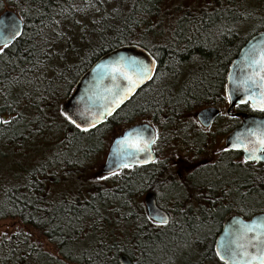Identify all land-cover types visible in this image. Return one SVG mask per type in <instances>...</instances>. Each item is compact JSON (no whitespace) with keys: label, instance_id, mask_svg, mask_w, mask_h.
<instances>
[{"label":"trees","instance_id":"16d2710c","mask_svg":"<svg viewBox=\"0 0 264 264\" xmlns=\"http://www.w3.org/2000/svg\"><path fill=\"white\" fill-rule=\"evenodd\" d=\"M12 1L19 5L23 28L0 52V148L8 144L32 151L41 136L59 137L51 143L44 139L43 149L51 147L48 156L26 167L16 181L0 180V219L19 222L15 232L0 236V264H121L119 255L123 253L137 255L134 264H173L178 258L190 261L188 257L199 251L200 259L191 264L218 260L214 239L228 209L192 212L178 208L185 187L167 178L166 158L149 166L123 167L105 176L111 179L106 186H98L95 179L84 183L78 174L87 164L92 178L95 158L106 147L104 135L115 125L112 121L131 122L137 116H149L167 133L172 129L183 132L185 112L218 91L222 60L245 38L232 40V35L218 30L226 25L228 16L218 17L217 12L227 9L215 7L211 10L216 13L194 18L186 10L167 41L160 44L147 42L145 37L156 30L149 19L158 16L159 3L164 0L0 3ZM247 2L238 3L240 21L253 16V10L244 9ZM193 8L188 11L201 10ZM257 21V27H264V17ZM125 44L139 45L155 58L153 78L108 122L87 131L76 127L65 117L63 103L80 75L99 56ZM189 62H195L194 69L178 84L180 68ZM161 138L171 150L173 136ZM214 177L197 180V184L213 180L212 188H217ZM60 178H71L76 187L71 191L69 184L63 189L54 187ZM156 184L166 199H176L174 216L166 225L148 221L139 206L142 191ZM262 191L239 193V201L253 207L243 213L259 211ZM228 196L232 198L230 193ZM104 223L112 225L102 228ZM86 234L90 239L81 246L80 237ZM191 243L190 252L175 249L177 244Z\"/></svg>","mask_w":264,"mask_h":264},{"label":"flooded vegetation","instance_id":"af4514ba","mask_svg":"<svg viewBox=\"0 0 264 264\" xmlns=\"http://www.w3.org/2000/svg\"><path fill=\"white\" fill-rule=\"evenodd\" d=\"M195 1L201 3V10L194 13L187 11L186 14L192 15L194 18L199 17L200 15L206 16L216 13L211 10L215 7L226 8V12H217L218 17L225 15L228 16L227 20L224 21V24L226 25L220 27L218 30L232 35V40L240 37L238 28L240 23V17L238 16V3L240 0ZM183 16L185 15L182 14L179 18H182ZM179 18L176 20L172 31L175 30V25L177 24ZM262 32H264V27H256L249 31L243 42L237 46L235 51H232L227 58L222 60L221 64L223 65V70L221 76V87L213 94L212 98L210 97V99L205 101L203 104L185 112L183 116L185 125L183 132L172 129L169 131L170 133H167L164 129H162V127L155 124L149 116H137L131 122L128 120L120 123L112 121V124H115L114 126L120 127V131L116 135L136 123L147 122L154 128L156 139L152 147L157 157L153 162L147 165L137 166H149L152 163L160 162V152L166 149V151L170 150L167 141L161 137H164L167 134L169 136H173L171 142L172 144L170 143V145L172 146V151L175 152L174 154L176 157L172 158L169 156L166 158L164 163L168 171L167 178H172V181H175L177 184H183L185 187L182 197L177 200L181 201L179 202L181 204L178 208L192 212L218 210L221 208L228 209V211L223 214L220 228L218 229L214 239V245L223 223L229 216L240 215L243 219H250L256 213H264V200L261 201L263 205L260 207L259 211L246 214L243 213V211L253 210L252 204L240 202L238 197L239 193L242 195H249L253 191L263 190L262 192H264V159L246 160L245 158L248 154L244 152L243 149H233L226 145V138L232 132L242 127L244 117L252 119L253 123L250 124V127L254 126V122H264V111H260L258 109L254 110L250 102L233 103L231 105L226 90L227 74L232 60L247 40ZM207 107L215 108L217 110V114L207 123V125H205L199 120L197 113L201 109ZM117 110L102 123L108 122ZM115 136L111 138L107 149ZM257 154L259 155V153ZM214 175H216V178L218 179L217 183L219 186H217V188H212L213 180H211V182H206L205 184H197V180L204 181L209 176L213 178ZM156 176H158V174H156ZM157 184H159V180H157ZM157 184L155 185V188H149V190L142 191L139 206L143 208L148 221L155 225H166L171 222V219L174 216V201L176 199H166L163 193H161L158 189ZM147 193H152L155 197L157 205L168 212L170 217L168 223H159L148 217L144 202L145 195ZM229 193L232 195L231 199L230 196H228ZM237 210L241 211L243 214L235 212ZM197 215V213H194V218H196ZM214 252L216 254L215 246ZM128 257L130 258L132 264H134V258L130 256ZM217 259L219 261L218 264H224L218 256Z\"/></svg>","mask_w":264,"mask_h":264},{"label":"water","instance_id":"95a60500","mask_svg":"<svg viewBox=\"0 0 264 264\" xmlns=\"http://www.w3.org/2000/svg\"><path fill=\"white\" fill-rule=\"evenodd\" d=\"M11 21L18 23V30L21 33L23 21L18 13L8 8L0 12V22L8 23ZM261 40H264V32L256 34L247 40L232 60L226 80L228 97L232 94L233 87V82L229 79V76L231 75L233 77L242 78L246 72L250 71V69H247L241 61L249 45L252 43H258ZM1 47H3V42H0V48ZM121 57H136L144 60L145 63H151L154 60L155 64L153 65V71L150 74L153 78L156 69V60L141 46L136 44H125L105 52L80 75L72 91L63 103V112L68 113L76 120V123L80 125L78 128H91L89 127V123H93L95 126L101 124L110 116L107 112H104L105 107L112 115L141 87L152 79H146L143 83H138L133 91L123 93V89L128 86V81L122 76H118L117 79L114 80L110 71H105L103 68L97 67L98 65H104L116 61ZM116 86H119L120 93L123 94H118V96L114 98L112 91H115ZM244 98L243 93L231 95L230 103L231 105L233 103H240V100ZM248 102L251 103V101ZM216 111L215 108L207 107L201 109L197 113V117L203 124L207 125V123L217 114ZM90 112L93 114L104 112V115L97 121L94 115L89 114ZM205 117H209V119L205 120ZM251 123H253L251 118L244 117L242 127L232 132L226 138V145L231 147V141L236 133H243L246 128L250 127ZM137 128L146 129V136L155 135L154 128L147 122L136 123L127 127L112 139L107 149L105 159L97 170V175H108L110 172L114 173L125 166L147 165L156 159L157 156L153 150V144L150 145V155L136 153L135 156L129 155L127 159L122 161L119 156L114 154L116 141L126 132ZM245 135L247 134L245 133ZM144 202L148 217H154L150 219L159 222V219L162 217L166 219V223L169 222L170 217L168 212L157 205L152 193H147L145 195ZM261 220H264V213H256L250 219H243L240 215H232L225 220L216 237L214 245L216 254L220 251L221 254L225 256L224 259H221V256L217 255L224 264H260V261L256 259V257L260 256L261 251H264V243L261 242V234L264 233V228L259 226ZM119 261L121 264H132L130 258L124 253L119 255Z\"/></svg>","mask_w":264,"mask_h":264},{"label":"snow or ice","instance_id":"6c2138e0","mask_svg":"<svg viewBox=\"0 0 264 264\" xmlns=\"http://www.w3.org/2000/svg\"><path fill=\"white\" fill-rule=\"evenodd\" d=\"M18 23L11 21L8 23L0 22V42H3V48H0V52L4 48L8 47L11 41L20 35L18 30ZM241 63L250 71L246 72L242 78L229 76V79L233 82L232 94L243 93L244 99L240 100V103L251 101L254 110L258 109L264 111V40L258 43H252L245 51ZM155 61L151 63H145L136 57H121L116 61L110 62L104 65H98V68H103L105 71H110L112 78L115 80L118 76H122L128 81V86L123 89V93L133 91L138 83H143L146 79H151V73L153 71V65ZM111 91V90H110ZM120 93L119 86L115 87V91H112L113 97H117ZM231 95L229 100L231 101ZM122 102V101H121ZM104 112L111 115V112L105 107ZM104 112H98L94 115L97 121L103 117ZM65 117L77 127H80L76 123V120L72 118L68 113H64ZM209 117H205L208 120ZM5 123H7L5 121ZM95 124L89 123V127H94ZM85 131L88 129L85 128ZM146 129H132L126 132L122 137L116 141V148L114 154L119 156L123 161L127 159L129 155L135 156L136 153H145L150 155V145L155 143V135L146 136ZM245 133L247 135H245ZM231 147L233 149H243L248 155L246 160L264 159V122L256 123L254 126L248 127L243 133H236L235 137L231 141ZM227 150V149H226ZM259 153V155L257 154ZM113 175L114 173H109ZM106 179V177H102ZM150 218H154L151 217ZM160 223H166V219L160 218ZM259 226L264 228V220H261ZM252 230V229H249ZM261 242L264 243V233L261 234ZM217 255L224 259L225 256L220 251ZM260 261V264H264V251H261L260 256L256 257Z\"/></svg>","mask_w":264,"mask_h":264},{"label":"rangeland","instance_id":"374dc122","mask_svg":"<svg viewBox=\"0 0 264 264\" xmlns=\"http://www.w3.org/2000/svg\"><path fill=\"white\" fill-rule=\"evenodd\" d=\"M248 2L246 4H243L244 9L246 11L253 10L254 13H253V16L250 17L249 19H243L242 21H240L238 28H239L240 36L242 37L246 36L249 31L257 27L256 25H258L259 23V21H257L258 18L264 17V0H252ZM0 4H1L0 12L8 8V9H12L16 11L19 14V5L17 2L12 1L9 3H0ZM200 5L201 3L196 2L195 0H165L163 3L160 2L159 3L160 13L158 14L157 17L155 18L152 17L149 19L150 24L153 27H155L156 30L153 32L152 36L147 34L145 39L147 40V42H150V43L152 42L160 43V44L165 43L167 41L168 34H170V32L173 30V26L176 20L182 14L184 15V12L186 10L188 11V9L190 8L189 6H195L196 9L193 8V10L197 11L201 9ZM193 69H194V63L192 62H189L183 65L180 68V76L177 79V81H179L178 84L180 83V81L186 79L189 72L192 71ZM48 74H50V71H48ZM119 131H120V127L114 126L105 133L104 143L106 144V147H104V151L101 152V154L95 158V161L92 167V175H93L92 178H90L91 170L87 164H85L84 167L80 168L79 170L80 173L78 174V176L82 177L81 179L84 183L94 182V179H95V182L96 180H98L97 181V183L99 184L98 186L100 185L106 186L111 181V179L108 177H106V179H102V177H105V176L97 175V170L99 166L101 165V163L104 161V156L106 154L108 143L110 142L111 138L115 136ZM57 137H59V134H56V135L53 134L51 136L47 134V135L41 136L37 140V142L34 143L35 148H32L33 149L32 151L31 149H27V148L26 150L21 151L17 149L16 147L10 146L8 144H5V145L1 144V148H0V180L1 182L8 183V182L16 181V178L21 177V173L25 171L26 167L28 168L33 165H36L42 159L46 158L51 150V147H47L46 150H44L43 149L44 145L42 144V142L44 141V139H47L48 143L49 141L51 143L52 140H54V138H57ZM166 150H162V152H160V159L168 158L169 156H171L172 158L176 157V155L174 154L175 152L172 151V149L168 151ZM73 174L77 176L76 172H74ZM83 177H85L89 181L85 180ZM214 179L215 181L217 180L218 182L217 178L214 177ZM66 184H69V187H70L69 191H71L74 187H76L74 181H72L71 178L70 180L60 178V180L56 182L54 187H57L58 189H63L66 186ZM100 225L102 226V228L107 229L106 226L112 225V224L104 223V225L103 224H100ZM17 227H19V222L15 218L0 219V236L15 232L17 230ZM113 230L114 228L112 229V231ZM80 238L81 239L79 240V244L83 246L89 241L90 236L86 234L84 236H81ZM175 246H176L175 249L178 250L179 252H182L184 250L186 252L189 250L190 252L192 249V243L189 246H183V245H178V244ZM45 248L47 249L49 247L45 246ZM197 254L190 255L188 257V260L197 262V260L200 259V251ZM136 256L137 255L134 254L133 258L136 259ZM190 261L181 260L180 258H178L173 261V264H191ZM218 262H219L218 260H211L209 262L203 261L201 262V264H218Z\"/></svg>","mask_w":264,"mask_h":264},{"label":"bare ground","instance_id":"6f19581e","mask_svg":"<svg viewBox=\"0 0 264 264\" xmlns=\"http://www.w3.org/2000/svg\"><path fill=\"white\" fill-rule=\"evenodd\" d=\"M135 262V261H134Z\"/></svg>","mask_w":264,"mask_h":264}]
</instances>
